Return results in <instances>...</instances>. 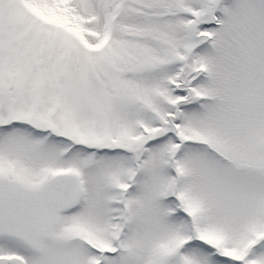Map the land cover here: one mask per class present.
<instances>
[{
    "label": "snow or ice",
    "instance_id": "obj_1",
    "mask_svg": "<svg viewBox=\"0 0 264 264\" xmlns=\"http://www.w3.org/2000/svg\"><path fill=\"white\" fill-rule=\"evenodd\" d=\"M0 264H264V0H0Z\"/></svg>",
    "mask_w": 264,
    "mask_h": 264
}]
</instances>
